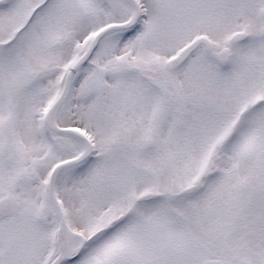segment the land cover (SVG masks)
Masks as SVG:
<instances>
[{"label": "snow or ice", "instance_id": "snow-or-ice-1", "mask_svg": "<svg viewBox=\"0 0 264 264\" xmlns=\"http://www.w3.org/2000/svg\"><path fill=\"white\" fill-rule=\"evenodd\" d=\"M0 264H264V0H0Z\"/></svg>", "mask_w": 264, "mask_h": 264}]
</instances>
